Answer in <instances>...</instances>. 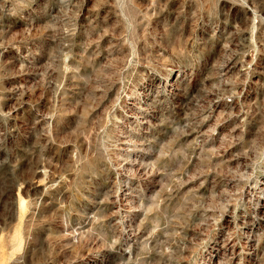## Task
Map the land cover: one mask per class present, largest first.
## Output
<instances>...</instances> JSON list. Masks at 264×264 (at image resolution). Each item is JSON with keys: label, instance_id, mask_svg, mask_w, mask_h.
I'll return each mask as SVG.
<instances>
[{"label": "rangeland", "instance_id": "1", "mask_svg": "<svg viewBox=\"0 0 264 264\" xmlns=\"http://www.w3.org/2000/svg\"><path fill=\"white\" fill-rule=\"evenodd\" d=\"M0 264H264V0H0Z\"/></svg>", "mask_w": 264, "mask_h": 264}]
</instances>
